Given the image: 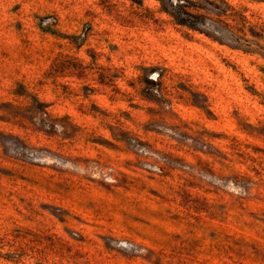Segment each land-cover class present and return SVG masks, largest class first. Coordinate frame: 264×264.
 I'll return each mask as SVG.
<instances>
[{
	"label": "rangeland",
	"instance_id": "obj_1",
	"mask_svg": "<svg viewBox=\"0 0 264 264\" xmlns=\"http://www.w3.org/2000/svg\"><path fill=\"white\" fill-rule=\"evenodd\" d=\"M0 264H264V0H0Z\"/></svg>",
	"mask_w": 264,
	"mask_h": 264
},
{
	"label": "trees",
	"instance_id": "obj_2",
	"mask_svg": "<svg viewBox=\"0 0 264 264\" xmlns=\"http://www.w3.org/2000/svg\"><path fill=\"white\" fill-rule=\"evenodd\" d=\"M176 8L181 11V15L171 13L174 21L181 26L194 28V23L190 20L192 15L185 10L187 7L183 5H177Z\"/></svg>",
	"mask_w": 264,
	"mask_h": 264
}]
</instances>
